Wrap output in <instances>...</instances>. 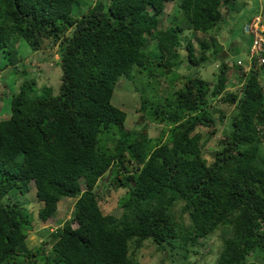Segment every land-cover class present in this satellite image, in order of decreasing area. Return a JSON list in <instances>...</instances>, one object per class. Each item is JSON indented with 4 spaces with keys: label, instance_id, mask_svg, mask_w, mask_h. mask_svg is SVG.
<instances>
[{
    "label": "trees",
    "instance_id": "trees-1",
    "mask_svg": "<svg viewBox=\"0 0 264 264\" xmlns=\"http://www.w3.org/2000/svg\"><path fill=\"white\" fill-rule=\"evenodd\" d=\"M75 2L81 5L0 0V63L20 61L13 42L37 49L45 39L61 44L62 70L57 94L25 81L0 118V264H140L129 254L130 242L137 252L147 239L169 256L184 251L185 258L220 226L233 232L215 264H264V162L255 153L264 137L263 75L254 59L242 72L239 92L223 98L234 108L220 148L208 159L198 128L217 125L209 95L220 96L228 70L241 66L215 48L208 56L203 41L196 57L183 37L219 25L226 19L221 6L229 10L234 0H95L73 14ZM168 2L176 7L165 26ZM183 60L199 68L220 62L216 80L196 70L183 77L174 98H141L140 110L168 127V138L152 146L145 130L124 128L127 114L112 103L116 84L135 69L177 72ZM105 175L108 192L127 189L118 217L102 211L95 190ZM33 188L42 221L54 217L60 199L76 200L69 219L28 247L32 215L22 198ZM178 201L185 203L186 220L174 213Z\"/></svg>",
    "mask_w": 264,
    "mask_h": 264
},
{
    "label": "rangeland",
    "instance_id": "rangeland-1",
    "mask_svg": "<svg viewBox=\"0 0 264 264\" xmlns=\"http://www.w3.org/2000/svg\"><path fill=\"white\" fill-rule=\"evenodd\" d=\"M76 1L81 5L78 7L76 2L73 4V14H80V12L86 11L91 2L95 0ZM175 3H166L165 11L161 15L165 26L170 23L171 15L175 12ZM147 9L150 13L153 12L150 5L147 6ZM220 9L226 15V19L220 22L219 25H215L204 32L189 30L185 35L183 34V37L186 36V38H190L192 41L196 57L202 53L200 43L203 41L207 43L208 47L203 50H205V54L208 56L213 55L212 49L215 48L218 50L216 51L217 55H224L226 59H230L231 61H243L240 68L235 66L228 70V80L221 95L216 97L209 95V110L215 118L217 125L214 130L204 126L198 128L203 132L201 139L206 140L202 152L208 159H211L214 150L220 148L218 144L219 140L224 137L225 132L228 130L229 121L226 116L234 108L233 103L226 102L223 98L228 93L239 92L243 79L242 72L249 65L247 54L252 37L245 31L246 22L250 21L249 17L256 13L262 14L264 20V0H234V4H232L229 10H226L222 6ZM185 40L182 41L184 44L187 42ZM41 41V45L37 49L30 48L22 40L20 42H13L10 47L14 46L17 58L19 60L20 57V61L8 67L4 66V60L0 63V118L9 111L10 101L19 92L20 86L25 81L34 86L39 92L58 93L62 75L60 65L61 44H53L45 39ZM212 41H215L214 46L212 45ZM150 46V50H147V52L152 57V46ZM180 55L181 58H186V51L180 48ZM187 63L186 60H183L177 68V72H166L158 66L155 69L148 67L146 70L147 75L143 71L135 69L129 76L120 77L112 96V103L126 112L127 117L124 123L126 130H145L147 135L155 140L153 141L154 143L151 142L152 146L157 144V140L163 141L168 138L167 125L158 123L153 118L146 116L144 111L139 108L140 101L141 98L146 97L153 102L158 98L161 100L174 98L175 91L182 85L183 77L196 70H198L200 77L206 79V81L212 83L216 80L220 62L214 60L211 64L204 63L201 68L192 65L188 67ZM256 68H259V75H263L260 80L264 84V66L259 67L257 65ZM220 113L225 114L221 120L219 118ZM255 153L264 162V137L261 141L257 142ZM108 182L109 178L105 175L103 180L99 181L95 190L99 191L101 195L100 206L102 211L118 217L122 213L119 200L127 189L120 188L116 191L111 190L108 192L107 189L111 188ZM22 199L26 201L28 210L32 215V228L26 237L28 247L45 241L50 233H54L56 228L69 219L76 200L75 197L60 199L54 217L42 221L38 218V209L42 206V203L36 198L34 188L23 196ZM3 200L6 199L3 198ZM184 205V202L178 201L173 210L177 218L182 217L186 220L187 213L185 212ZM72 226L75 227L76 223L73 222ZM232 232L231 227H218L208 236L199 238V241L189 248L185 258L182 257L184 251H177L178 255L177 252L176 254L169 253L171 255L169 256L165 250L158 249L157 245L149 239L143 242L137 252L134 251V243L131 241L129 254H134L133 256L140 261V264H215L222 252L224 246L223 240L230 237Z\"/></svg>",
    "mask_w": 264,
    "mask_h": 264
},
{
    "label": "built area",
    "instance_id": "built-area-1",
    "mask_svg": "<svg viewBox=\"0 0 264 264\" xmlns=\"http://www.w3.org/2000/svg\"><path fill=\"white\" fill-rule=\"evenodd\" d=\"M245 31L251 34V45L249 47L248 59L249 67L252 61L256 59L259 65L264 63V24L260 15L254 16L251 21L245 25ZM240 64L241 62L238 61Z\"/></svg>",
    "mask_w": 264,
    "mask_h": 264
},
{
    "label": "clouds",
    "instance_id": "clouds-1",
    "mask_svg": "<svg viewBox=\"0 0 264 264\" xmlns=\"http://www.w3.org/2000/svg\"><path fill=\"white\" fill-rule=\"evenodd\" d=\"M256 15H260L261 16V18H262V23L264 24V20H263V17H262V14H260V13H256V14H254L251 18H250V21H251V19L254 17V16H256ZM250 21H247L246 22V24H248ZM250 34V33H249ZM251 35V34H250ZM251 45V44H250ZM250 47V46H249ZM248 52H249V48H248ZM247 56H248V54H247ZM263 56H264V54H263ZM249 60V59H248ZM238 61H240V62H243L242 60H237V62H236V64L237 65H239V66H241V64L242 63H238ZM252 63H253V61H252ZM249 64H250V62H249ZM243 65H244V63H243ZM257 65H259L258 64V62L256 61V66ZM259 67H260V65H259ZM250 68H252V66L251 67H249V65L246 67V68H244V70H246V71H248Z\"/></svg>",
    "mask_w": 264,
    "mask_h": 264
}]
</instances>
